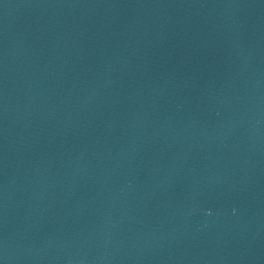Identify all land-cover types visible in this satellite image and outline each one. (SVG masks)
<instances>
[{
  "label": "water",
  "instance_id": "water-1",
  "mask_svg": "<svg viewBox=\"0 0 264 264\" xmlns=\"http://www.w3.org/2000/svg\"><path fill=\"white\" fill-rule=\"evenodd\" d=\"M0 264H264V0H0Z\"/></svg>",
  "mask_w": 264,
  "mask_h": 264
}]
</instances>
